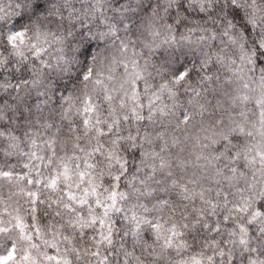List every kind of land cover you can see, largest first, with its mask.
I'll return each instance as SVG.
<instances>
[{
	"label": "clouds",
	"instance_id": "obj_1",
	"mask_svg": "<svg viewBox=\"0 0 264 264\" xmlns=\"http://www.w3.org/2000/svg\"><path fill=\"white\" fill-rule=\"evenodd\" d=\"M0 264H264V0H0Z\"/></svg>",
	"mask_w": 264,
	"mask_h": 264
}]
</instances>
